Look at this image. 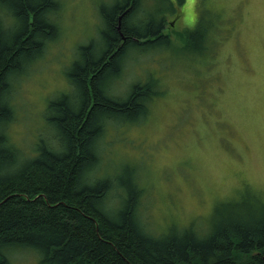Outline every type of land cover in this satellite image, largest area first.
<instances>
[{
	"label": "clouds",
	"instance_id": "clouds-1",
	"mask_svg": "<svg viewBox=\"0 0 264 264\" xmlns=\"http://www.w3.org/2000/svg\"><path fill=\"white\" fill-rule=\"evenodd\" d=\"M21 5L39 13V29ZM210 30L203 0H0V54L15 55L0 72V182L72 151L60 122L87 110L90 160L77 187L105 186L95 203L103 217L119 223L135 196L133 223L153 241L264 226V148L245 156L222 147L208 116L223 119L227 97L211 110L202 102L221 71ZM11 264L42 257L21 252Z\"/></svg>",
	"mask_w": 264,
	"mask_h": 264
},
{
	"label": "trees",
	"instance_id": "trees-1",
	"mask_svg": "<svg viewBox=\"0 0 264 264\" xmlns=\"http://www.w3.org/2000/svg\"><path fill=\"white\" fill-rule=\"evenodd\" d=\"M22 15L35 9L19 7ZM206 40L209 41V33ZM26 31L16 52L26 49ZM15 55L0 54V72L14 66ZM88 80L95 77L91 71ZM61 126L73 145L63 158L45 157L37 170L0 182V264H10L15 249L36 251L42 264H264V226L230 229L200 240L175 234L153 241L140 234L131 207L119 223L95 208L104 185L79 188L78 177L90 160L85 146L90 138L89 112L66 111Z\"/></svg>",
	"mask_w": 264,
	"mask_h": 264
},
{
	"label": "rangeland",
	"instance_id": "rangeland-1",
	"mask_svg": "<svg viewBox=\"0 0 264 264\" xmlns=\"http://www.w3.org/2000/svg\"><path fill=\"white\" fill-rule=\"evenodd\" d=\"M204 12L211 24L209 41L213 55L210 62L220 69L205 88L207 99L202 102L213 109L218 96L225 95L227 103L223 116L210 113L215 135L222 147L245 156L264 148V0H203ZM183 21L191 24L196 13L189 3L183 6ZM212 101L209 103L208 101ZM171 157H162V163ZM254 182L261 177L249 174ZM29 249L8 253L10 260Z\"/></svg>",
	"mask_w": 264,
	"mask_h": 264
}]
</instances>
